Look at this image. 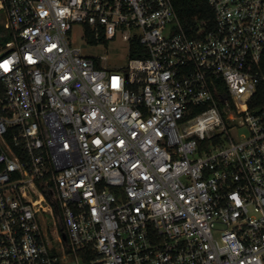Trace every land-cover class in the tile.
I'll use <instances>...</instances> for the list:
<instances>
[{"label": "built area", "instance_id": "2783aa9c", "mask_svg": "<svg viewBox=\"0 0 264 264\" xmlns=\"http://www.w3.org/2000/svg\"><path fill=\"white\" fill-rule=\"evenodd\" d=\"M208 1L193 35L173 0H0V264H264V0Z\"/></svg>", "mask_w": 264, "mask_h": 264}, {"label": "rangeland", "instance_id": "374dc122", "mask_svg": "<svg viewBox=\"0 0 264 264\" xmlns=\"http://www.w3.org/2000/svg\"><path fill=\"white\" fill-rule=\"evenodd\" d=\"M4 32L0 26V45L3 47L7 41V39L4 38ZM71 40L73 45L79 46L84 54L101 57L103 64L106 66L119 67L128 64V45L126 42L122 41L121 38L103 44L91 45L84 40L83 28L77 26L75 34L71 37ZM247 133V128L242 127L237 129L236 132H233V136H235L236 139H243L244 135H247ZM48 224L54 229L55 226L51 217H49Z\"/></svg>", "mask_w": 264, "mask_h": 264}, {"label": "trees", "instance_id": "16d2710c", "mask_svg": "<svg viewBox=\"0 0 264 264\" xmlns=\"http://www.w3.org/2000/svg\"><path fill=\"white\" fill-rule=\"evenodd\" d=\"M176 11L182 20L186 30L194 35L196 23L199 20H207L211 26L214 20V12L208 0H173ZM3 15H0V26ZM136 54L135 50L131 51V56ZM264 65V57L262 60ZM264 103V82L259 85V90L255 98L251 101V107H257Z\"/></svg>", "mask_w": 264, "mask_h": 264}]
</instances>
